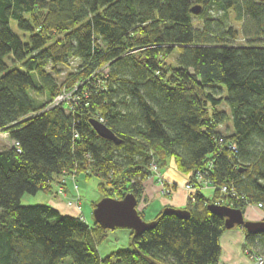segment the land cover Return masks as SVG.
Returning a JSON list of instances; mask_svg holds the SVG:
<instances>
[{
    "label": "trees",
    "instance_id": "trees-1",
    "mask_svg": "<svg viewBox=\"0 0 264 264\" xmlns=\"http://www.w3.org/2000/svg\"><path fill=\"white\" fill-rule=\"evenodd\" d=\"M0 132L11 142L0 150V264H219L224 219L207 205L264 212V0H0ZM168 159L195 188L190 216L159 211L152 229L129 231L127 248L101 255L111 230L20 204L86 173L100 199L133 194L143 218L149 166ZM241 229L264 258V234Z\"/></svg>",
    "mask_w": 264,
    "mask_h": 264
},
{
    "label": "rangeland",
    "instance_id": "rangeland-1",
    "mask_svg": "<svg viewBox=\"0 0 264 264\" xmlns=\"http://www.w3.org/2000/svg\"><path fill=\"white\" fill-rule=\"evenodd\" d=\"M218 14H220V13H218ZM229 17H230V19L228 21V24L232 25L235 28H238L239 23L233 19L234 16L232 13H230ZM194 25L198 26V23L195 20H194ZM10 27H11V30L16 35H18L23 41H26L27 34H25L24 32L19 30V28L17 27V24L14 20L10 21ZM4 60H5V63L9 66H19L18 63H15L16 65L13 63L14 58L12 55L6 56ZM18 68L22 69L21 67H18ZM59 69L61 70V72L57 76V82L58 83H60L63 80L66 71H68L65 68H59ZM218 86L221 88L220 95L223 96V98H225L227 95L225 88L222 85H218ZM219 110L225 111L229 115V119L226 120L225 124H223L219 127V130L221 132L227 134L230 132V130L228 129V126H231V119H230L229 108L227 107L224 100L220 104ZM10 145H11V142L8 141V136L5 133L0 132V150L4 149L5 147H8ZM169 160H171V159H168L164 166H162V167L158 166L159 171L161 168V172H163V173H168V172L173 173L171 170L172 167L169 163L170 162ZM174 174H172V175H174ZM79 175H80V177H78ZM175 176H176V178H179V177L181 178V176H179L178 174H175ZM61 183L62 184L59 185L60 186L59 188L62 189V191H64L62 193V194H64L63 196L58 195L57 197L56 196L54 197V196H52L48 193H45V192H38L35 195L24 194L20 199V204L21 205H36V204H49V205L53 204L54 205L55 203H60V204H62V207L64 208L65 213L75 212L80 217H82L83 219H84L83 215L85 214L87 219H84V220H86V221L88 220V222H89L90 217H89L88 211L91 210V212H92L91 203L100 199V194H99V191L97 189V185L99 184V180L95 177H92L91 179L87 180L86 173L74 172V173L66 176L64 179H62ZM75 185H77L76 190L73 189V187ZM158 186H159V184H158ZM159 189H161V186H159ZM184 190H185V188H184ZM212 190H213V188H211V187L209 188L207 185H204L201 189V191H203L207 196H210V192ZM186 193H187V204H188V202H191V201H190V196H188L187 191H186ZM75 198H77L76 205L74 203L76 200ZM70 201L73 204H71L69 206L67 203ZM142 202H144V201H142ZM140 205H139V208H141ZM145 206L146 205H143L141 210H143V208ZM77 207H79V208H77ZM82 208H83V210H82ZM83 211H84V214H83ZM0 212H1V209H0ZM262 213H263L262 216H263V220H264V212H262ZM254 216H257L256 212L254 213ZM127 233H129V230H127V229H115V230H112L111 232H109L108 240L106 242L102 243L98 247L99 253L102 255V254L109 253L111 250L120 249V248H127L128 242H129V237L127 238L125 235ZM60 264H70V260L68 258H65L62 260V262Z\"/></svg>",
    "mask_w": 264,
    "mask_h": 264
},
{
    "label": "water",
    "instance_id": "water-1",
    "mask_svg": "<svg viewBox=\"0 0 264 264\" xmlns=\"http://www.w3.org/2000/svg\"><path fill=\"white\" fill-rule=\"evenodd\" d=\"M191 12L197 15L200 12V7H191ZM90 124L99 137L116 144L119 143L115 135L101 122L92 119ZM136 205L137 201L133 194H126L122 199L101 198L92 209V219L108 230L127 229L136 235H140L152 229L155 226V222L145 221L141 218L137 213ZM207 208L211 213L224 219L226 230L240 227L251 235L264 234V220H248L240 209L216 203L208 204ZM162 213L174 215L180 219H187L190 216L187 210L170 206L163 208Z\"/></svg>",
    "mask_w": 264,
    "mask_h": 264
},
{
    "label": "crops",
    "instance_id": "crops-1",
    "mask_svg": "<svg viewBox=\"0 0 264 264\" xmlns=\"http://www.w3.org/2000/svg\"><path fill=\"white\" fill-rule=\"evenodd\" d=\"M169 161L173 173H169V172L163 173L161 172V168H160V173L163 175V177L166 180L175 184L174 185L175 189L170 195L161 194V189H159L155 176L152 174L147 179H145L143 183L145 200L144 202H141L140 206L142 208L143 205H146L143 208V210H141L143 214V218L146 221L152 220L155 217V215L165 207L170 206L178 209H183L187 205V193L183 188V185L185 184L184 178H180V177L176 178L175 174L179 175V173L175 169V166L172 163L173 161L171 160ZM50 205L54 207L56 210H58L61 214H68L72 216L78 215L75 212L65 213L64 208L60 203H55L54 205L53 204ZM255 212L257 216H254ZM88 213L90 220H92L91 210H89ZM262 215H263L262 211L256 208L255 206H253V208L246 207L244 211V216L248 220H254V221L263 220ZM83 217L84 219H87L85 214L83 215ZM125 235L127 238L129 237V233ZM219 245L221 250L219 256V264H256L250 259L247 253V251L251 252L252 249L247 245L245 234L241 228L235 227L233 229L224 231L219 238Z\"/></svg>",
    "mask_w": 264,
    "mask_h": 264
},
{
    "label": "built area",
    "instance_id": "built-area-1",
    "mask_svg": "<svg viewBox=\"0 0 264 264\" xmlns=\"http://www.w3.org/2000/svg\"><path fill=\"white\" fill-rule=\"evenodd\" d=\"M70 95V94H69ZM65 99H67V94H61V95H59V96H57L56 98H55V100H54V103H58V102H62L63 100H65ZM98 120V119H97ZM99 122H101V120H99ZM149 171H150V173L152 174V175H154L155 176V179H156V181H157V183L159 184V186H161V194L162 195H169L175 188V186H174V184L173 183H171V182H169L168 180H166L162 175H161V173H160V171H159V168H158V165L157 164H155V163H151V165L149 166ZM78 177H80V175L78 176ZM75 178V177H74ZM197 178H198V180L200 181L201 180V178H202V174H198L197 175ZM205 185V184H204ZM75 187V188H74ZM73 187V189H75L76 190V188H77V185H75ZM183 187L185 188V190L188 192V196H190V194L192 193V192H194L195 191V188L193 187V185L192 184H189V183H185L184 185H183ZM224 191V190H223ZM64 191H62V189H58V195H64V194H62ZM76 200H75V205H76V202H77V198H75ZM69 206L71 205V204H73V203H71V201L70 202H68L67 203ZM248 207H251V208H253V206L252 205H249ZM256 207V206H255ZM259 207H260V205H258L256 208H258L259 209ZM77 208H79V207H77ZM90 222V221H89ZM247 253H248V255H249V257H250V259L253 261V262H255L256 264H264V258H262L261 256H259V255H257V254H255V253H251L250 251H247Z\"/></svg>",
    "mask_w": 264,
    "mask_h": 264
}]
</instances>
